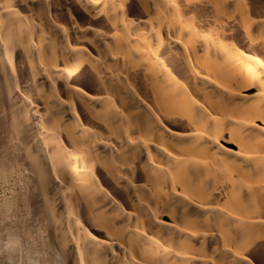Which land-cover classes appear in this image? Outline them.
<instances>
[{"label": "bare ground", "instance_id": "1", "mask_svg": "<svg viewBox=\"0 0 264 264\" xmlns=\"http://www.w3.org/2000/svg\"><path fill=\"white\" fill-rule=\"evenodd\" d=\"M264 0H0V264H264Z\"/></svg>", "mask_w": 264, "mask_h": 264}, {"label": "snow or ice", "instance_id": "2", "mask_svg": "<svg viewBox=\"0 0 264 264\" xmlns=\"http://www.w3.org/2000/svg\"><path fill=\"white\" fill-rule=\"evenodd\" d=\"M262 246H264V245H262Z\"/></svg>", "mask_w": 264, "mask_h": 264}]
</instances>
